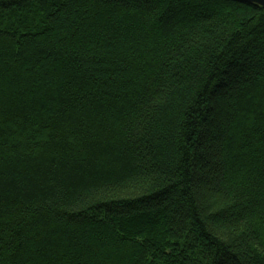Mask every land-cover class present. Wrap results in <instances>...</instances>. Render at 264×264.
I'll list each match as a JSON object with an SVG mask.
<instances>
[{"label":"trees","instance_id":"1","mask_svg":"<svg viewBox=\"0 0 264 264\" xmlns=\"http://www.w3.org/2000/svg\"><path fill=\"white\" fill-rule=\"evenodd\" d=\"M0 264H264V8L0 0Z\"/></svg>","mask_w":264,"mask_h":264},{"label":"water","instance_id":"2","mask_svg":"<svg viewBox=\"0 0 264 264\" xmlns=\"http://www.w3.org/2000/svg\"><path fill=\"white\" fill-rule=\"evenodd\" d=\"M238 1L253 3L264 8V0H238Z\"/></svg>","mask_w":264,"mask_h":264}]
</instances>
